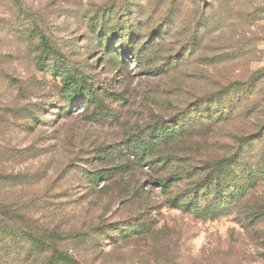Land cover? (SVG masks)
<instances>
[{
    "label": "rangeland",
    "instance_id": "obj_1",
    "mask_svg": "<svg viewBox=\"0 0 264 264\" xmlns=\"http://www.w3.org/2000/svg\"><path fill=\"white\" fill-rule=\"evenodd\" d=\"M0 264H264V0H0Z\"/></svg>",
    "mask_w": 264,
    "mask_h": 264
},
{
    "label": "trees",
    "instance_id": "obj_2",
    "mask_svg": "<svg viewBox=\"0 0 264 264\" xmlns=\"http://www.w3.org/2000/svg\"><path fill=\"white\" fill-rule=\"evenodd\" d=\"M251 178L254 179L255 176L253 177L252 175H250V178L249 179H251ZM160 184L162 186H164L166 184V181H161ZM245 216H246V222L247 223H250L251 225H254L255 223H257L259 221V219L261 218L257 214H249V213H246Z\"/></svg>",
    "mask_w": 264,
    "mask_h": 264
}]
</instances>
